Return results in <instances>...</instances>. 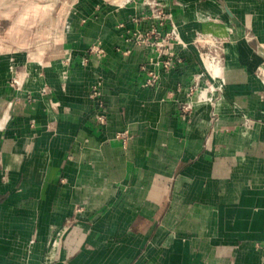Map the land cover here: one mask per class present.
Returning <instances> with one entry per match:
<instances>
[{
    "label": "crops",
    "instance_id": "crops-1",
    "mask_svg": "<svg viewBox=\"0 0 264 264\" xmlns=\"http://www.w3.org/2000/svg\"><path fill=\"white\" fill-rule=\"evenodd\" d=\"M117 1L0 0V264H264V0H221L238 25L161 0L188 47L152 87L126 39L151 22ZM197 30L229 37L223 91L184 116Z\"/></svg>",
    "mask_w": 264,
    "mask_h": 264
},
{
    "label": "built area",
    "instance_id": "built-area-1",
    "mask_svg": "<svg viewBox=\"0 0 264 264\" xmlns=\"http://www.w3.org/2000/svg\"><path fill=\"white\" fill-rule=\"evenodd\" d=\"M118 5L124 6L127 4H140L146 10V13L142 16L133 18L136 22L140 20H150V26L147 29H134L127 32V40L133 43V45L148 49L151 55L146 62L141 66V71L145 75L144 85L155 86L160 78V70L169 71L173 69L177 63L181 61L180 51L188 47V43L185 42L178 30L176 23L173 20L171 12L167 11L164 3L161 0H118ZM224 36L220 37L211 32H204L197 30L192 39V45L197 49L199 57L204 67V71L196 75L193 79V83L186 92V99L182 101L180 112L184 116H189L196 105L202 103H213L214 94L211 91H207L209 85L218 88L222 84L215 85L216 80L220 79L210 73L204 66L203 58L208 57L213 63L219 65L220 73L222 68L221 54L225 53V48L221 47L224 43L222 40ZM223 46V45H222ZM91 53H95L99 56L105 54L104 50L98 43H94L90 49ZM11 79L12 84L18 88L21 86L20 79L15 73ZM209 76L206 84L202 85L200 78L205 75ZM101 87L100 81L95 82L90 89V96L95 99L97 113L96 121L99 124H103L105 121L104 103L101 99ZM204 90H206L204 92ZM49 92L47 86L41 88V93L46 94ZM219 92V91H218ZM248 124V120L245 121ZM122 134H117L116 137L123 138Z\"/></svg>",
    "mask_w": 264,
    "mask_h": 264
},
{
    "label": "rangeland",
    "instance_id": "rangeland-1",
    "mask_svg": "<svg viewBox=\"0 0 264 264\" xmlns=\"http://www.w3.org/2000/svg\"><path fill=\"white\" fill-rule=\"evenodd\" d=\"M222 37V36H220ZM249 37H250V43L252 44H255V37L253 34H249ZM224 41V43L221 45V47L225 48L226 46V43L229 41V37L228 36H225L224 39H222ZM221 58H222V61H224V54H221ZM255 75L259 78V80H261L264 84V68L262 66H257L256 70H255ZM209 79V76L205 73V75L202 77V82L201 84L204 85L206 84V81ZM219 83L218 82H215V85H218ZM72 227V226H71ZM70 227V228H71ZM80 232V234H83L84 233V230H82L81 228H79L78 230ZM67 233V232H66ZM79 235V234H78ZM32 239L28 242V245H27V256H29V254L32 253ZM26 258L24 255L21 256V258H18L17 260H14L13 261V264H26Z\"/></svg>",
    "mask_w": 264,
    "mask_h": 264
},
{
    "label": "bare ground",
    "instance_id": "bare-ground-1",
    "mask_svg": "<svg viewBox=\"0 0 264 264\" xmlns=\"http://www.w3.org/2000/svg\"><path fill=\"white\" fill-rule=\"evenodd\" d=\"M203 63H204V66L207 68L208 71H210V73L212 75L219 77V78L221 77L220 68H219L218 64L213 63L208 57L203 58ZM206 89H207V91L209 90V91H211V93L216 94V92L218 93V91L219 92L223 91V85L218 86V88H214V86L209 85L208 88H206ZM205 91L206 90H204V92Z\"/></svg>",
    "mask_w": 264,
    "mask_h": 264
},
{
    "label": "water",
    "instance_id": "water-1",
    "mask_svg": "<svg viewBox=\"0 0 264 264\" xmlns=\"http://www.w3.org/2000/svg\"><path fill=\"white\" fill-rule=\"evenodd\" d=\"M217 1L222 4L223 9H224L225 13L227 14V16L238 25L237 20L234 18L232 12L229 10L227 5L224 2H222L221 0H217Z\"/></svg>",
    "mask_w": 264,
    "mask_h": 264
}]
</instances>
